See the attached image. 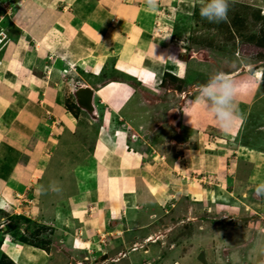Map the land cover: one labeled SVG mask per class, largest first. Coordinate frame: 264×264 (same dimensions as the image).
<instances>
[{"label":"rangeland","instance_id":"1","mask_svg":"<svg viewBox=\"0 0 264 264\" xmlns=\"http://www.w3.org/2000/svg\"><path fill=\"white\" fill-rule=\"evenodd\" d=\"M21 1L25 4L31 2ZM75 1L84 6L86 12L95 8L108 13L111 18L106 27H109L110 33L128 37V30L121 27L114 11L109 13L108 6L103 5L106 0H50L54 16L61 19L73 14L76 9ZM115 1L137 7L138 14L141 13L140 10L151 12L154 15L153 34L166 45L171 44V47L167 46L169 52L174 53L175 60L181 64L179 77L164 74L160 90L152 101L147 126L139 129V124L135 125L141 141L139 150L142 151V171L145 172L146 179L152 180L157 187L162 180L165 184L162 187L160 206H157L158 201H153L152 206L144 207L147 218H150L142 230L145 231L131 235V239L122 243H118L116 239L123 236L125 225L114 230L115 222L108 223L110 229L106 230V236L100 237L99 243H104L102 249L94 245L97 242L91 240V234L81 231L76 218L70 219V230L53 228V201L62 203L74 194L71 191L74 187L69 185L73 183L70 173L74 172L84 154H91L92 147L87 148L84 154L82 147L93 144L95 133H89L90 142H85L83 138H77V134L69 133L65 127L61 129L59 123L52 124L53 117L42 116L43 121L49 125L47 128L51 129L48 130L50 137L56 138V151L62 144L67 148L69 145L70 151L66 150L69 160L66 163L62 159L54 161L52 156L56 155V151L52 150L53 154H47L52 155L49 160L50 169L54 166L62 168V163H65L63 169L69 172L67 177L70 183L60 185L57 193L71 192L62 193V197H50L45 186L42 185L35 192L33 183L22 182L20 175L28 174V168L32 164L29 158L35 138L31 139L20 156L18 154L14 166L6 163L7 158H0V178L14 180V172H19L21 180L18 191L12 189L8 198L0 196L3 199L0 205V244L6 239L10 244H16L21 258L19 256V263H15L7 255H1L0 264H132L126 256L128 252L132 257L136 253L137 257L140 256L135 264H257L259 259H263V262L264 197H258L254 189L258 184L264 183V0H230L227 19L220 23L209 22L200 17L198 0H153L151 6L148 0ZM16 3V0L0 1V76L8 72L19 77L21 83L30 80L36 85L37 78L46 75L44 65H47L51 52L36 51L34 64L23 69L29 72L25 76L21 64L33 49V40L27 41V37H24L17 57L14 58L15 53H7L11 44L15 43L12 37L15 27L10 20L19 11ZM54 19L51 27L55 25L57 29H64L63 22ZM79 20L75 19L72 24L75 30L81 25ZM81 33L79 29L71 32V35L67 33L62 37L59 34L57 38L60 36L65 43H73L68 38L75 36L90 48L99 45V33L95 34L96 37L93 34L88 37L80 36ZM20 34L23 33L19 31V37ZM91 40L97 41L88 44ZM119 43L115 42L113 48H108L110 54L108 53L107 63H104L105 69L97 76L98 82L102 78L114 77L112 65L116 54L113 51L118 48ZM27 47L30 48L29 51ZM8 54L13 57L12 60L7 61ZM73 70L80 73L78 76L82 81L73 84V91L64 100L63 106L77 119L82 108L78 106L74 92L78 88L94 87L92 80L95 77L76 67ZM218 71L224 72L237 85L234 97L237 119L230 129L234 135L226 133L212 113L206 111L196 99L199 86ZM175 72L173 69V73ZM256 73L259 79H256ZM48 85L57 87L58 83L50 80ZM26 86L20 89L21 92ZM40 97L42 98V94ZM86 112L90 120L95 118L92 111ZM81 122L79 121V126ZM7 134L9 135L6 130L2 132L0 143L5 141ZM64 137L72 142L66 138L61 144ZM59 180L57 176L56 182ZM188 185L195 186L205 194L197 199L188 192ZM46 197L51 198V205L47 204L50 211L46 210ZM95 205L96 203L88 202V213H91ZM64 207L67 210L66 205ZM136 207L139 211L143 209L138 204ZM238 232L248 237L244 241L254 238L245 245L247 251L244 250V253L242 247L228 249V245L219 244L226 238L232 239ZM208 234H211V239ZM216 236L217 239L214 240ZM86 239L91 241L90 247L79 243L82 240L86 242ZM259 240L262 245L258 244ZM114 243L118 245L112 246ZM214 247L217 248V253L208 255V259V250ZM253 250L254 254L251 253ZM142 251L146 254L142 255Z\"/></svg>","mask_w":264,"mask_h":264},{"label":"crops","instance_id":"2","mask_svg":"<svg viewBox=\"0 0 264 264\" xmlns=\"http://www.w3.org/2000/svg\"><path fill=\"white\" fill-rule=\"evenodd\" d=\"M30 1L25 4L21 0H16V7H19V11L10 20L11 25L15 27L12 34L15 43L11 44L13 48L10 46L7 53H15L14 58L17 57L26 36V40L32 39L34 44L31 50L27 47L30 51L23 58L24 63L21 64L23 67H20L22 71H24V67L27 69L34 64L36 51L51 52V57L48 59L47 65H44L45 77L37 78L36 85L32 84L30 80H24L21 83L19 77L8 74V72L0 76V136L4 130L9 133L5 136V141L0 143V158H7L6 163L9 166H14L18 154L20 156L31 139L35 138L34 148L30 152L29 158L32 160V164L28 168V174L20 175L22 182L33 183L35 192L42 185L45 186L50 197L55 195L62 197V193L74 192L62 203L53 201L54 205L51 208L54 222L51 223L52 227L61 231L70 230L72 229L70 219L76 218L79 220L81 231L91 234V240L97 242L96 244L94 242V245L102 249L104 243H99L100 237L106 236V230L110 229L108 223L112 221L115 222L114 230L125 225L123 236L117 238V242L128 241L131 239V235L145 231L142 230L150 218H147L144 207L152 206L153 201H158L157 206H160L162 187L165 186L162 180L157 187L152 180L146 179L145 172L142 171L144 163L142 151L139 150L141 141L139 133L135 130V125L139 124V129L147 126L152 101L160 90L164 74L169 73L179 77L181 64L175 60L174 53L169 52L167 46L171 47V44L166 45L160 40L161 38H157L153 34L155 31L152 21L154 15L149 11L140 10L141 13L138 14L137 7L115 0H106L103 3L108 6L109 13L111 10L114 11L121 27L128 30V32L126 31L128 37L125 38L122 35L110 33L106 23L111 17L99 9L94 8L90 12H86V9H83L84 6L75 1L76 9L73 14L57 19L51 8L50 0ZM53 19L62 21L64 29L61 27L57 29L55 25L52 28ZM75 19L81 20V25L77 26V30L82 31L80 36L88 37L93 34L96 37L97 33L101 35V39H98L99 45L96 44L97 46L90 48L82 40H77L75 36L68 38L74 41L73 43H65L64 39H61L66 32L70 35L71 32H77L75 26L72 25ZM19 31L23 33L20 34L21 37H19ZM59 34L62 37L57 38ZM100 35H98L99 38ZM60 39L62 44L59 43ZM56 40L59 45H56ZM96 41L91 40L88 44ZM115 42L120 43L118 48L113 51L116 54V60L112 65L114 77L102 78L101 82H98L97 76L105 69L104 63L110 54L108 48L110 46L113 48ZM95 51L97 52L95 53ZM12 58L10 54L7 55V61ZM72 67L85 73L89 72L93 74L92 77H95L92 80L94 87L89 86L93 90L91 113L95 116L91 120L87 117V112L84 109L79 110L77 119L64 109L63 102L72 93L73 84L82 81L78 76L80 73H77ZM118 69L125 72H120ZM173 69L176 71L175 74H173ZM28 73L24 71L23 75H28ZM257 73L256 79H259ZM50 80L57 82L58 86H49L48 81ZM11 86L12 88H10ZM23 86L26 87L21 92L20 89ZM70 86L72 87L70 88ZM40 94H42V98ZM42 116L53 117L52 124L59 123L61 129L65 127L69 133L77 134V138H83L85 142L87 140L90 142L89 133H95L93 144L82 147L83 154L87 148L92 147L91 154H84L85 156L76 165L74 172L70 173L73 183L69 185L74 187L71 191H62L60 194L57 191H52V186L59 188L64 182V185L70 183L67 177L69 172H65L63 169L66 161L69 160L66 150L70 151V148L69 145L68 148L67 146L63 147L62 143L67 138L64 137L62 145L56 151V138L50 137L48 130L51 129L47 128L49 125L45 123V120L43 121ZM79 121H82L81 126L78 125ZM226 133L232 134V131L229 130ZM75 148L78 150L77 147ZM52 150L56 151V155L49 156L47 153ZM51 156L55 159L58 158L54 161L62 159L65 162L62 163V168L56 166L49 168ZM14 173L16 176L14 180L6 177L0 178V196L3 198H8L12 189L19 190V184H21L19 172ZM57 176L60 178L58 182H56ZM187 189L197 199L205 194L204 191L193 185H188ZM47 197L45 206L46 210L50 211L47 206L51 205L49 203L51 198ZM1 202L3 199L0 197V205ZM88 202L96 203L92 208V214L88 213L90 210ZM137 204L143 209L139 211L136 207ZM46 225L49 224L46 223ZM242 234V232H238L232 239L226 238L222 241L223 243L219 242V244L221 246L228 245V249L242 247V252L247 251L245 245L254 238L244 241L247 236ZM208 237L211 239V234H208ZM85 241L78 242L83 246L90 247L91 241L87 239ZM255 243L257 244L256 241ZM12 244L7 239L2 240L0 256L7 255L15 263H19L21 258L19 247ZM116 244L114 243L112 246ZM258 244L262 245L261 240L258 241ZM216 250V247L208 250L211 253H207L206 257L209 259L210 255L217 253ZM251 253L254 254V250ZM137 254L132 257V254L128 252L126 256L128 260L132 261V264H135L140 257H137ZM145 254L144 252L142 255ZM262 260L259 259L257 264H264Z\"/></svg>","mask_w":264,"mask_h":264},{"label":"clouds","instance_id":"3","mask_svg":"<svg viewBox=\"0 0 264 264\" xmlns=\"http://www.w3.org/2000/svg\"><path fill=\"white\" fill-rule=\"evenodd\" d=\"M151 6L153 0H148ZM230 0H198L199 15L201 18L213 23H220L227 19ZM236 83L224 72H216L209 77L206 83L199 86L197 102L206 111L212 113L213 118L224 130L229 131L237 119L234 97ZM52 191L59 188L52 186ZM258 197H264V183L258 184L255 189Z\"/></svg>","mask_w":264,"mask_h":264},{"label":"water","instance_id":"4","mask_svg":"<svg viewBox=\"0 0 264 264\" xmlns=\"http://www.w3.org/2000/svg\"><path fill=\"white\" fill-rule=\"evenodd\" d=\"M74 96L79 107L88 112H91L93 110L91 105L93 91L91 89L87 87L78 88L77 90H75Z\"/></svg>","mask_w":264,"mask_h":264},{"label":"bare ground","instance_id":"5","mask_svg":"<svg viewBox=\"0 0 264 264\" xmlns=\"http://www.w3.org/2000/svg\"><path fill=\"white\" fill-rule=\"evenodd\" d=\"M4 9V8H3ZM173 74H175V73H173Z\"/></svg>","mask_w":264,"mask_h":264},{"label":"trees","instance_id":"6","mask_svg":"<svg viewBox=\"0 0 264 264\" xmlns=\"http://www.w3.org/2000/svg\"><path fill=\"white\" fill-rule=\"evenodd\" d=\"M2 255H4V254H2Z\"/></svg>","mask_w":264,"mask_h":264}]
</instances>
